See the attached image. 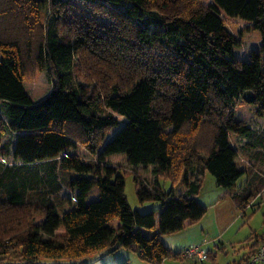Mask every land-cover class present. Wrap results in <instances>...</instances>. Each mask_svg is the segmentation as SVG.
<instances>
[{
    "label": "trees",
    "instance_id": "1",
    "mask_svg": "<svg viewBox=\"0 0 264 264\" xmlns=\"http://www.w3.org/2000/svg\"><path fill=\"white\" fill-rule=\"evenodd\" d=\"M3 1L1 11L44 23L35 42L29 30L12 36L0 26V264L77 260L107 247L152 264L180 257L160 235L205 213L195 200L205 171L223 189L246 175L231 197L241 210L251 205L264 187L253 165L264 160V130L246 121L252 111L264 117V0ZM93 12L132 31L118 35ZM86 53L104 63L98 89L74 77ZM44 70L50 88L38 97ZM214 110L223 117L207 151L183 148L185 125L197 129ZM116 162L151 167L154 182L138 184L137 196L159 207L130 208ZM159 177L171 179L167 193Z\"/></svg>",
    "mask_w": 264,
    "mask_h": 264
},
{
    "label": "rangeland",
    "instance_id": "2",
    "mask_svg": "<svg viewBox=\"0 0 264 264\" xmlns=\"http://www.w3.org/2000/svg\"><path fill=\"white\" fill-rule=\"evenodd\" d=\"M6 5L5 1L0 0V6ZM26 11L28 12V9ZM0 12L4 13L0 14V26H2L3 32L6 31L15 36L23 32L28 35L29 30L30 34L34 37V42L41 37V24L44 23L42 18L35 17L31 12L19 15L12 7L7 12L1 11L0 7ZM92 14L97 19L103 20L106 26L116 25L118 30H114L113 32L118 35L126 34L129 36L128 33L132 31V25L127 20L113 16L109 17L110 15L106 12L100 13L102 15H97L95 12ZM102 28L104 29L105 27ZM111 38H114V41L118 39L121 42L118 36L115 37L113 35ZM136 53L137 51L132 49L130 57L136 55ZM154 55L156 56L157 53L153 50L146 52V58L152 59ZM75 61H77L74 66L76 81L82 82L90 90H93L91 88L92 85L98 89V84L101 83V74L98 73L97 69L102 70L104 63L97 59H88L87 53L84 56L81 55V57L77 56ZM92 67H94L96 73ZM37 76L40 85H42V90L36 96L40 97L49 90L50 77L45 70L38 72ZM112 83L113 80L109 79L106 85L110 86ZM27 88L32 91L37 89V86L31 83ZM221 117H223L221 113L218 110H214V114L207 119L205 118L197 129H187L186 126L189 125H185L180 133V137L183 139L180 143L181 146L183 148L185 146L187 148L189 146H196L200 152L207 151L210 143V132L213 131L216 122ZM246 121L254 130H264V117L254 114L253 111L246 113ZM5 140H10L9 134L5 133L3 135L2 141ZM182 151L181 153H183ZM178 160L179 158H175L174 160L176 163L173 166L174 170L176 169ZM114 165L124 177V193L131 209L145 213L160 206L159 200L147 199L140 201L137 196L138 184L148 183L151 185L154 182L153 179L155 177L151 171V167H143L141 165L131 166L127 162H116ZM253 165L256 171L264 173V160L259 159ZM157 180L162 192L167 193L172 185L171 179L159 177ZM245 180L246 175H242L237 180L234 188L223 189L216 185L214 176L205 171L201 178L199 192L195 195V200L206 207L205 213L199 220L186 224L180 230L161 234L160 239L172 253H181L182 250L189 246H195L203 249L208 254V257L203 260H198L192 256L167 257L162 260L161 264H243L245 257L261 242L259 239L264 237V187H262V190L258 194L252 196L250 199L251 205L247 206L244 210L238 208L231 197L244 184ZM36 264L152 263L142 259L133 249L118 247L112 250L111 247H107L77 260L40 258Z\"/></svg>",
    "mask_w": 264,
    "mask_h": 264
},
{
    "label": "built area",
    "instance_id": "3",
    "mask_svg": "<svg viewBox=\"0 0 264 264\" xmlns=\"http://www.w3.org/2000/svg\"><path fill=\"white\" fill-rule=\"evenodd\" d=\"M0 160L3 161V158H0ZM180 255L182 257H196L198 260L208 257V254L203 249L195 246H189L182 250ZM243 264H264V240L259 242L255 249L244 259Z\"/></svg>",
    "mask_w": 264,
    "mask_h": 264
},
{
    "label": "water",
    "instance_id": "4",
    "mask_svg": "<svg viewBox=\"0 0 264 264\" xmlns=\"http://www.w3.org/2000/svg\"><path fill=\"white\" fill-rule=\"evenodd\" d=\"M242 96L246 101L253 100V93L250 90H246Z\"/></svg>",
    "mask_w": 264,
    "mask_h": 264
}]
</instances>
